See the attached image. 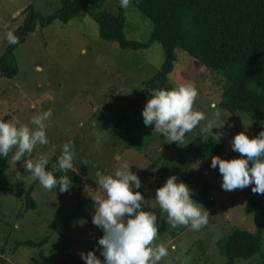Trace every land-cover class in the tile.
Wrapping results in <instances>:
<instances>
[{
    "label": "rangeland",
    "instance_id": "rangeland-1",
    "mask_svg": "<svg viewBox=\"0 0 264 264\" xmlns=\"http://www.w3.org/2000/svg\"><path fill=\"white\" fill-rule=\"evenodd\" d=\"M29 7L49 17L61 9L62 0H0V58L10 45L7 32L20 26ZM105 11L119 14L117 0L100 2L97 12ZM123 11L126 38L148 43L153 22L132 2ZM85 49L86 54H82ZM176 57L170 83L173 87L194 85L198 90L194 110L204 112L217 128L202 132L206 123L202 121L178 145L166 142L154 125L147 126L145 138L152 144L140 153L124 144L113 127L125 114L143 123L142 110L151 98L150 94L143 97V83L152 79L166 60L160 43L141 50L123 49L118 43L103 39L99 22L86 13L67 24L56 20L37 28L14 49L13 60L19 73L14 78L0 77V119L17 127H34L31 118L51 109L52 117L46 122L50 143L36 145L31 158L44 156L49 160L48 166H54L61 146L70 143L75 152L72 170L84 183L71 196L58 189L48 191L32 180L23 167L24 159L15 162L10 152L0 180V264H62L72 250L84 264L81 252L94 251L103 261L97 250L103 231L92 223V217L94 198L103 199L105 194L96 183L95 173L113 174L123 162L141 180L144 171L158 161L147 179L143 196L149 203L143 210L158 217V237L153 244L169 249L160 264H226L220 242L236 230L257 232L264 222V194H254V185L224 191L218 166L213 169L210 165L215 156L225 160L240 158L231 149L232 139L241 132L255 137L256 125L264 127V122H256L245 113L234 116L222 109L220 76L212 75L182 49L176 50ZM219 133L223 135L217 139L215 135ZM173 175L178 177V183L183 182L192 190V199L209 212L208 223L199 231L187 226L173 227L162 218L154 201L156 189ZM29 192L36 208L27 209ZM178 230L183 232L175 237ZM28 242L43 244L32 247L26 245ZM263 255L264 235L262 253L250 262L240 260L236 264H263Z\"/></svg>",
    "mask_w": 264,
    "mask_h": 264
},
{
    "label": "trees",
    "instance_id": "trees-1",
    "mask_svg": "<svg viewBox=\"0 0 264 264\" xmlns=\"http://www.w3.org/2000/svg\"><path fill=\"white\" fill-rule=\"evenodd\" d=\"M102 1L62 0L61 9L49 17H44L32 7L27 8L23 22L13 32L19 42L10 44L6 54L0 58V77L14 78L18 75L19 68L13 60L14 49L37 28L51 25L56 20L67 24L90 13L100 24L101 37L118 43L123 49H147L156 42L163 46L166 60L158 73L143 83V97L151 95L152 89L173 88L169 77L175 70L176 50L182 49L204 65L212 75L220 76L223 88L220 103L222 109L234 116L245 113L256 122H264V0H131L153 22V33L146 44L126 38L127 20L118 0L119 14L97 12ZM255 128L256 135L264 130V127L258 125ZM146 129L141 121L128 114L123 115L113 127L114 133L124 144L140 153L152 144L151 140L145 138ZM57 162L58 159H54L58 169ZM7 163V157H0V180ZM157 165L158 161L144 171L140 180L141 188L137 189L142 195L147 189V179ZM47 169L53 171L57 178L67 175L71 182L69 190L64 192L67 195L71 196L75 188L84 183L82 177L72 169L61 173L53 168V163ZM28 203L27 209L36 208L31 192L28 193ZM182 232L178 230L174 236ZM263 235L264 222L259 224L255 233L236 230L225 237L220 244L227 259L226 264H236L240 260L250 262L262 253ZM39 244L26 243L32 247ZM62 264L84 263L76 251L72 250Z\"/></svg>",
    "mask_w": 264,
    "mask_h": 264
},
{
    "label": "clouds",
    "instance_id": "clouds-1",
    "mask_svg": "<svg viewBox=\"0 0 264 264\" xmlns=\"http://www.w3.org/2000/svg\"><path fill=\"white\" fill-rule=\"evenodd\" d=\"M121 8H128L131 0H118ZM9 44L15 45L19 38L9 31L6 34ZM86 54V49L82 50ZM198 90L192 84H180L171 89H152L151 98L142 110L143 123L154 125V130L162 134L168 143L183 144L185 136L202 121H206L202 132H212L217 128L215 121L207 119L206 114L194 110ZM215 108V104L212 105ZM219 111L215 115L219 116ZM52 117L51 109L34 115L30 124L17 127L9 120L0 119V157H8L19 162L24 159L23 167L32 180L44 189L52 191L59 186L60 192H67L71 182L67 175L57 178L47 169L49 160L41 156L31 158L36 145H48L46 122ZM223 133L215 135L219 139ZM55 146L53 145V149ZM231 149L240 154V158L230 160L215 156L211 168H219L222 177L221 188L224 191L244 189L250 185L254 194H264V130L249 138L246 132L234 136ZM14 150V151H13ZM75 152L70 143L61 146L58 169L67 173L74 166ZM246 157V158H245ZM97 185L105 198H94L95 212L92 223L102 229L103 236L98 240L97 250L103 261L94 251L80 256L85 264H160L167 257L169 249L163 244H153L158 237V217L154 212L143 210L149 201L137 189L141 188L139 177L130 171L127 162L120 164L113 174L95 173ZM177 176H170L156 189L154 201L166 222L173 227L187 226L199 231L208 223L209 212L192 199V190L183 182H177ZM166 214V215H165Z\"/></svg>",
    "mask_w": 264,
    "mask_h": 264
}]
</instances>
